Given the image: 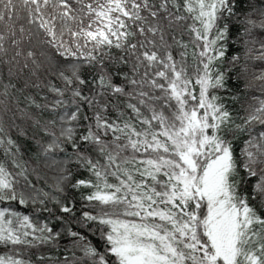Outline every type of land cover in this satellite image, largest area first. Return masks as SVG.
<instances>
[{
  "label": "snow or ice",
  "instance_id": "obj_1",
  "mask_svg": "<svg viewBox=\"0 0 264 264\" xmlns=\"http://www.w3.org/2000/svg\"><path fill=\"white\" fill-rule=\"evenodd\" d=\"M0 264H264V0H0Z\"/></svg>",
  "mask_w": 264,
  "mask_h": 264
},
{
  "label": "trees",
  "instance_id": "obj_2",
  "mask_svg": "<svg viewBox=\"0 0 264 264\" xmlns=\"http://www.w3.org/2000/svg\"><path fill=\"white\" fill-rule=\"evenodd\" d=\"M96 241H94V243H95Z\"/></svg>",
  "mask_w": 264,
  "mask_h": 264
}]
</instances>
